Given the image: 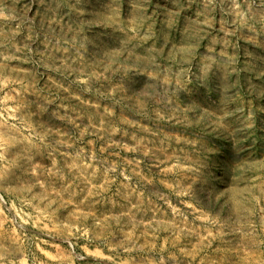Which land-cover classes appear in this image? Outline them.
Returning a JSON list of instances; mask_svg holds the SVG:
<instances>
[{"label": "rangeland", "instance_id": "rangeland-1", "mask_svg": "<svg viewBox=\"0 0 264 264\" xmlns=\"http://www.w3.org/2000/svg\"><path fill=\"white\" fill-rule=\"evenodd\" d=\"M0 264H264V0H0Z\"/></svg>", "mask_w": 264, "mask_h": 264}]
</instances>
